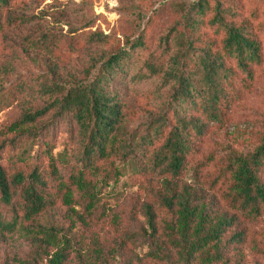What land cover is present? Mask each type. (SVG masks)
Segmentation results:
<instances>
[{"label":"trees","instance_id":"16d2710c","mask_svg":"<svg viewBox=\"0 0 264 264\" xmlns=\"http://www.w3.org/2000/svg\"><path fill=\"white\" fill-rule=\"evenodd\" d=\"M11 2L0 0V33L12 24ZM262 11L246 0H193L179 6L154 51L130 78L157 79L158 87L166 88L159 113L140 135L123 124L114 86L116 80L124 82L130 70L123 63L130 51H112L93 62L82 80L49 87L53 96L48 104L23 111L0 130V235L21 229L31 237L33 259L42 264H70V255H79L81 264H108L109 257L99 249L91 251L97 257L78 252L58 228L38 219L58 198L69 208L74 194L91 214L98 200V175L127 169L158 179L151 197L140 207L144 219L140 236L147 243L143 254L147 259L161 264H232L230 254L244 240V225L264 215V135L247 156L214 158L217 170L208 189L188 183L184 173L199 154L205 126L223 124L251 89L255 70L264 62ZM141 39L139 35L130 50L141 45ZM90 40L106 41L97 34ZM7 100L9 95L1 96L0 106ZM49 110L76 124L81 139L78 158L71 162L63 153L54 155L45 133L39 144L42 154L30 155L22 148L3 163L7 144L16 146L3 137L30 128ZM37 132L30 128L27 134L34 139ZM41 157L43 165L38 161ZM209 162L195 169H205ZM4 208L12 218H3ZM133 238L129 235V240ZM235 255L233 264H240Z\"/></svg>","mask_w":264,"mask_h":264},{"label":"rangeland","instance_id":"374dc122","mask_svg":"<svg viewBox=\"0 0 264 264\" xmlns=\"http://www.w3.org/2000/svg\"><path fill=\"white\" fill-rule=\"evenodd\" d=\"M191 1L12 0L8 11L12 24L0 33V97L9 95L7 103L0 106V130L13 123L23 111L48 104L53 96L48 88L52 85H70L82 80L93 62L112 51L124 50L131 53L130 58L123 60L124 65H130V70L124 82L116 80L114 86L121 101L123 124L129 131H136V135L142 134L144 125L159 113L161 102L166 99V88L160 89L157 79L139 81L130 79L131 75L154 51L179 6ZM246 1L264 10V0ZM93 34L106 41L91 42ZM139 35L142 44L130 50ZM95 73L96 69L92 70ZM30 128L38 131L34 139V135L27 134ZM30 128L3 137L16 143L12 147L7 144L8 148L2 152L3 163L7 164L8 157L22 148L30 155L42 154L39 144L45 133L54 155L63 153L71 162L78 158L81 139L74 122L62 120L54 110H49ZM205 129L198 144L199 154L184 173V180L202 189H208L215 177L214 158L247 156L264 135V62L255 70L250 91L227 113L223 124H207ZM38 161L44 164L42 157ZM201 162L210 164L205 169H195ZM29 163L32 159L23 168L27 169ZM96 182L98 200L91 214L85 212L83 199L74 194L71 210L58 198L38 221L58 228L78 252L97 257L91 251L99 249L109 257L108 264H161L143 255L147 252V243L140 236L144 227L140 207L151 197L158 179L148 174L137 176L124 169L112 171L108 176L99 174ZM2 212L5 220L12 218L9 209L4 208ZM244 229L242 244L230 254L231 263H234L232 254L236 253L234 258L240 264H264V215L246 223ZM129 235L135 238L129 240ZM33 249L31 237L21 229L13 234L3 233L0 264H18V261L42 264L39 258L33 259ZM69 262L81 264L79 255H70Z\"/></svg>","mask_w":264,"mask_h":264}]
</instances>
